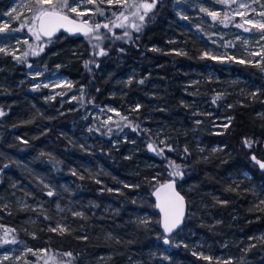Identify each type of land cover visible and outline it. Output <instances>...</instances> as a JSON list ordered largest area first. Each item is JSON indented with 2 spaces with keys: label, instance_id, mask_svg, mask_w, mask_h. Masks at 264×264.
<instances>
[{
  "label": "trees",
  "instance_id": "trees-1",
  "mask_svg": "<svg viewBox=\"0 0 264 264\" xmlns=\"http://www.w3.org/2000/svg\"><path fill=\"white\" fill-rule=\"evenodd\" d=\"M15 1L0 0V12ZM234 4L264 23V0ZM237 18L222 0H156L139 31L101 27L93 50L87 35L60 32L38 54L0 53V226L63 264H264V51L245 61ZM29 73L71 85L53 95ZM106 103L126 117L111 136L81 119ZM155 127L161 151L148 147ZM166 159L184 166L176 183L188 210L170 234L151 195L170 179ZM60 219L68 231L48 230Z\"/></svg>",
  "mask_w": 264,
  "mask_h": 264
},
{
  "label": "rangeland",
  "instance_id": "rangeland-1",
  "mask_svg": "<svg viewBox=\"0 0 264 264\" xmlns=\"http://www.w3.org/2000/svg\"><path fill=\"white\" fill-rule=\"evenodd\" d=\"M136 2L151 3V0H136ZM235 2L236 0H226V2L223 3H225V5L227 6V10L231 11L232 15L238 17L237 21L239 25H242L241 27L244 29H249V31H238V34L234 36L233 40L235 43H237V46L240 48V52L243 54L244 58H247L245 59V61L258 62L261 60V55L264 51L263 42L261 41L263 33L258 28L252 27V25L245 23V20L250 19L254 22H260L257 17H255V14H253V10L247 9L243 11L242 7H240L241 4L235 5ZM129 3H131V0H129ZM95 4H99L100 6L98 8H95ZM69 6L76 7L77 12H69L67 9H64L65 14L84 22L87 21V24L93 29H95V25L97 24L101 25V27H103L104 24H108L109 28H111L113 27V23H123L124 27L121 28H123V30L126 29L128 35H130L132 31L137 30L136 27H133V25H136L139 28L144 25L146 16L143 9L139 10L138 15L133 16L131 15V12L134 11V9L126 10V5L118 4L115 2L109 3L108 0H92L91 3H88L87 0H76V2L73 3V0H69ZM34 12L35 4H29V0H16L12 5L9 6V8L5 12H0V29L6 30L11 25H14V29L18 31V34L13 38L3 40L0 39V49H3V51H0V53L8 52L22 58V56L28 57L30 55H34V53L38 51L43 52L46 49L47 42H43V37L41 35L40 39H37L35 35L38 30L36 27V22L33 23ZM81 12L84 13V15L81 16L77 14ZM101 12L103 13V15L100 14ZM121 12H124V15L128 17L127 20H124L123 17H121L120 20L116 19V17L119 16ZM240 13H243L244 15L241 16ZM140 15L144 16L143 21L139 19ZM96 16L100 18L99 22L97 23L93 21ZM18 18L20 19L16 20ZM109 28L105 29L108 30ZM99 31L100 29L94 30L90 35L85 36V40L88 42L90 50H93L95 47V43L97 42V39H95V37L98 36ZM41 48L43 49L42 51ZM228 55L232 56L235 59L237 58L236 54L230 53ZM228 55L220 54L216 57L227 59L229 57ZM240 60L244 61V59L241 58ZM29 76L34 79L35 82L40 83L48 87L49 89H52L53 95L55 93L61 92L62 88L69 87L71 85V83L66 79L65 76L58 73H52L49 76H43L39 73H29ZM237 91L239 93L248 92L247 87H242ZM74 95L75 92L70 94L69 99ZM199 106H201V104H198V106L196 104L192 105L194 109H199ZM128 107L132 110H136L139 108V105L132 104ZM195 112L197 113L198 110H195ZM86 116L87 118L91 117L92 119L89 127L94 126L95 124V126L99 127L100 129L99 131L97 130L98 134L105 136L115 135V130L119 129L122 124L126 123V117L121 114L120 109L116 105H113L111 103H106L100 106L93 105L91 108L85 109L84 114L81 115V119H84V117ZM227 121L228 117L223 116L221 122L214 124V126L219 127V125H222ZM155 128L159 137L155 135V137H149L147 141L148 144L152 145V149H154H150V151H155V149L161 151L162 148L167 147L165 138L158 134L160 133L161 129L158 127ZM260 162L264 163V161ZM166 165L168 166L170 179L177 180L184 176L183 165L176 163L170 159H166ZM261 169L264 170V168ZM177 170H179L182 175H173V173ZM162 182L164 181L157 182L156 185ZM24 202L25 199L20 198V203L22 205L21 207L23 208L26 207L24 205ZM34 207L42 208L43 206L39 204ZM57 210L60 211L59 209ZM58 226L60 228L66 229L65 231H68V226L64 225L61 219L59 220V223H57L55 226H48V230L55 228L57 229V231H55L56 233H61V231H59ZM0 235L3 238V243H6L5 241H7L8 243L6 244L7 248L0 249V264H30L31 260L27 261L26 259V256L30 253L34 256V260H32L33 262L31 264H63L64 262V258L62 256L60 257V259L56 258V255H54L53 248H47L45 246L40 248H31L29 245L23 244L21 240L18 239L17 234L13 231L8 230L7 228H2L0 226ZM30 235L33 237L36 236V234L33 232L30 233ZM15 236L17 238H15ZM12 241L15 242L13 243ZM46 241L47 240L43 242L46 243ZM5 256H7L8 259H4Z\"/></svg>",
  "mask_w": 264,
  "mask_h": 264
},
{
  "label": "snow or ice",
  "instance_id": "snow-or-ice-1",
  "mask_svg": "<svg viewBox=\"0 0 264 264\" xmlns=\"http://www.w3.org/2000/svg\"><path fill=\"white\" fill-rule=\"evenodd\" d=\"M76 0H73V3H75ZM88 3H91L92 0H87ZM109 3H118V4H124L126 5L127 9H134V11L131 12V15L135 16L139 14V10L143 9L145 15L148 11L152 10L155 6L156 0H153L152 3L144 2V3H137L136 0H131V3H129V0H108ZM222 2H226V0H222ZM240 7H246V5H240ZM64 9H67L69 12H77L76 7H70L69 6V0H35V12L33 16V23L36 21H39V29L35 33L36 38L40 39V35L43 34L44 36L51 37L56 31H58L61 28H65L67 31H83L85 35H88L90 32L94 30H98L101 25L97 24L95 25V29L91 27H84L81 24H77L76 20L70 19L67 14H65ZM78 15H84V13H77ZM103 15V13H100ZM210 15L213 16L215 19L217 16V13H210ZM241 16H243V13H240ZM260 15L264 16V13H260ZM121 17H123L124 20H127L128 17L124 15V12H121L119 16L116 17L117 20H120ZM139 19L143 21L144 16L140 15ZM223 22V21H221ZM245 23L252 25V27L258 28L261 30L262 33H264V23H258L254 22L252 20H245ZM69 25H72L73 27H68ZM84 25H87V21L84 22ZM242 25H238L240 27ZM104 28H109L108 24L103 25ZM113 27H124L123 23H113ZM133 27H136L137 31H139V27L136 25H133ZM3 29H0L2 31ZM110 30V29H109ZM245 31H249V29L245 28ZM124 35H128L127 32L124 33ZM119 39V37H117ZM264 39V36L261 37ZM95 39L99 40L101 39L100 36H96ZM43 49L41 48V51ZM0 51H3V49H0ZM38 54V53H35ZM103 54V52L101 53ZM87 66V63L86 65ZM143 83V81H141ZM0 115H3L2 112H0ZM245 143L250 147L251 144L249 141H245ZM149 149H152V145H148ZM154 150V149H152ZM253 159L255 160V156H253ZM258 164H260L261 168H264V163H261L260 161H256ZM173 175H182V173L177 170L173 173ZM161 193H163V196H161ZM52 192H49L48 195H52ZM156 196L157 199L160 201V203L157 204V207L160 208V211L164 214V229L165 232L171 233L173 229L177 228L183 221L184 217V198L175 190L173 183L163 184L156 190ZM79 215V213H77ZM59 228V231L63 232L66 229ZM51 231H57V229H50ZM7 243V241H5ZM13 243L15 241H12ZM165 243H168V240H165ZM31 251V250H29ZM65 255L71 256V253H66ZM4 259H8L7 256L4 257ZM54 259V258H53ZM204 259H210L209 257H204Z\"/></svg>",
  "mask_w": 264,
  "mask_h": 264
},
{
  "label": "water",
  "instance_id": "water-1",
  "mask_svg": "<svg viewBox=\"0 0 264 264\" xmlns=\"http://www.w3.org/2000/svg\"><path fill=\"white\" fill-rule=\"evenodd\" d=\"M69 16V15H68ZM70 19H74L76 20L77 24H81L83 25L84 27H91L89 26L88 24L87 25H84V21H81L79 19H76V18H73L71 16H69ZM36 27H37V30L39 29V21H36ZM68 27H73L72 25H69ZM92 28V27H91ZM66 33V34H69V35H82V36H85L84 32L83 31H67L65 28H61L59 29L58 31H56L52 36H54L55 34L57 33ZM92 32H90L89 34H91ZM88 34V35H89ZM42 37H45V38H49L48 36H44L43 34H41ZM51 36V37H52ZM168 183H173L174 184V187H175V190L176 192H178L183 198H184V217H183V221L182 223L175 229L172 230L173 231H176L177 229H179L183 223H184V220L186 218V214H187V204H186V200H185V197L178 191L177 187H176V182L174 180H167L163 183H160L158 184L157 186L154 187V189L152 190V198H153V202H154V206H155V210L157 211V213L159 214V224H160V227L164 230L165 232V229H164V214L160 211V208L157 207V204L160 203V201L157 199V196H156V190L163 184H168ZM161 196H163V193H161ZM165 233H168V232H165Z\"/></svg>",
  "mask_w": 264,
  "mask_h": 264
},
{
  "label": "flooded vegetation",
  "instance_id": "flooded-vegetation-1",
  "mask_svg": "<svg viewBox=\"0 0 264 264\" xmlns=\"http://www.w3.org/2000/svg\"><path fill=\"white\" fill-rule=\"evenodd\" d=\"M167 180H173V179H167ZM167 180H166V181H167ZM174 181L176 182V180H174ZM164 182H165V181H164ZM162 183H163V182H162ZM156 186H157V185H156ZM154 187H155V186H154ZM176 187H177V183H176ZM153 189H154V188H153ZM153 189H152V190H153ZM177 189H178V188H177ZM178 191H179V190H178ZM179 192H180V191H179ZM151 193H152V191H151ZM180 193H181V192H180ZM181 194H182V193H181ZM151 195H152V194H151ZM182 195H183V194H182ZM152 200H153V198H152ZM185 200H186V199H185ZM186 204H187V202H186ZM156 212H157V211H156ZM187 214H188V210H187ZM187 214H186V218H185V220H184V223H185V221H186V219H187ZM158 216H159V214H158ZM184 223H183V224H184ZM182 226H183V225H182ZM182 226H181V227H182ZM181 227H180V228H181ZM180 228H179V229H180ZM161 229H162V228H161ZM179 229H177V230H179ZM177 230H176V231H177ZM162 231L164 232L163 229H162ZM173 232H175V231H173ZM164 233H165V232H164ZM171 233H172V232H171ZM165 234H170V233H165Z\"/></svg>",
  "mask_w": 264,
  "mask_h": 264
}]
</instances>
